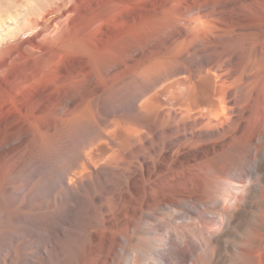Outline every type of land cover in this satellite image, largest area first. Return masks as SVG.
Segmentation results:
<instances>
[{
    "label": "bare ground",
    "instance_id": "bare-ground-1",
    "mask_svg": "<svg viewBox=\"0 0 264 264\" xmlns=\"http://www.w3.org/2000/svg\"><path fill=\"white\" fill-rule=\"evenodd\" d=\"M0 264H264V0H0Z\"/></svg>",
    "mask_w": 264,
    "mask_h": 264
}]
</instances>
